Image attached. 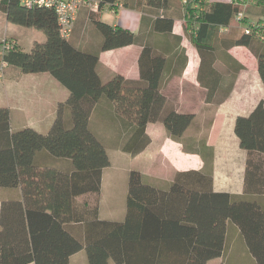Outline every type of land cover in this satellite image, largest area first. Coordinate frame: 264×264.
I'll return each instance as SVG.
<instances>
[{"label": "trees", "instance_id": "16d2710c", "mask_svg": "<svg viewBox=\"0 0 264 264\" xmlns=\"http://www.w3.org/2000/svg\"><path fill=\"white\" fill-rule=\"evenodd\" d=\"M95 1L97 9L104 5L115 9L116 1L137 10L148 7L155 12L154 30L166 33L173 26L166 10L172 2L180 3L184 31L200 57L198 82L206 89L205 102L220 104L232 90L236 73L223 79L228 85L221 88L220 71L213 64L222 54L234 60L227 52L232 45L246 46L255 55L264 87V6L254 20L247 16L251 7L242 0ZM90 10H78L72 31L64 38L52 9L0 0V12L8 22L44 34V40L34 41L28 50L14 43L2 56L7 65L0 75L8 66L18 74L48 72L69 92L56 105L45 133L31 127L12 129L8 108L0 106V187L21 191L20 199L0 203V264H70L71 255L80 250L87 264H209L221 256L228 221L236 225L251 253L246 264H264L262 100L234 120L233 132L247 152L241 193L214 191L211 174L200 171L177 172L167 187H160L131 169L124 217H99L102 170L110 160L91 115L98 113L108 124L114 115L121 120L129 134L121 148L131 157L150 143L147 123L161 122L169 137L179 141L194 115L167 103L161 88L172 58L149 44L140 52L138 79L120 74L100 78L96 70L100 53L136 43L137 37L92 17L89 22L100 37L94 49L82 47L78 37ZM236 16H241L240 27L231 25ZM220 27L228 30L223 33ZM185 62L183 56L180 68ZM60 159L67 160L69 167L60 168L55 163Z\"/></svg>", "mask_w": 264, "mask_h": 264}, {"label": "crops", "instance_id": "0c3cea01", "mask_svg": "<svg viewBox=\"0 0 264 264\" xmlns=\"http://www.w3.org/2000/svg\"><path fill=\"white\" fill-rule=\"evenodd\" d=\"M208 1L228 2L230 0ZM242 1L251 7L252 13L247 16L257 18L264 6V0L260 4L258 0ZM115 6V9H110L108 5L100 9H91L89 18H87L88 23L83 26L78 37L82 47L87 49L96 47L100 34L89 22L92 17H97L113 27L128 29L137 37L136 43L104 50L100 53L96 67L100 78L106 80L114 74H120L127 79H138L140 52L143 45L149 44L153 49L162 51L164 55L172 58L168 64L165 63L168 68L161 88L166 95L167 103L174 106L178 112H190L194 115L179 141H174L167 136L165 128L161 126V163L164 162L169 169L166 170L167 176L161 177L159 186L167 187L177 172L200 171L203 174H211L214 191L241 193L247 152L240 147L233 132L234 120L237 115L250 113L259 101L262 100L264 104V87L257 73V61L254 54L246 46L232 45L227 48V52L234 60L223 54V58L214 59L215 68L220 71L221 88L228 85L227 82L223 83V79H229L230 74L236 73V78L226 100L220 104L207 103L204 100L206 89L198 82L200 57L190 43L187 32L184 31V14L180 3L172 2V7L166 10V14L173 17L170 33L154 30L152 19L155 17V12L149 10L148 7L137 10L129 6H121L120 1H116ZM9 23L5 14L0 12V41L9 38L24 50H28L34 41L44 40V34L38 35L32 31H24L27 29L11 26ZM231 25L241 26L235 19ZM227 30L228 27H220L223 33ZM27 32L31 33L27 34ZM183 56L186 62L183 68H180ZM239 65L242 68H239ZM236 69H238L237 72ZM2 77L5 78V103L1 106L8 108L11 128L31 127L41 133L47 132L54 119L56 105L67 98L68 90L48 72L18 74L8 66ZM109 109L114 114L112 107ZM93 116H95L94 121ZM113 117V121L110 120L108 124L103 122V119L105 120L103 116L93 113L90 120L92 123L95 122L93 125L97 126L96 129L100 131L99 134L103 141L107 142V138H110L115 144L114 148L122 150L121 146L128 139L129 134L123 128L121 120L115 115ZM97 120L101 121L98 125ZM103 124H106L107 134L101 129ZM148 126L146 124L145 132L150 137V143L144 150L154 142L149 131L150 126ZM122 152L130 156L127 152L123 150ZM43 154L46 158L48 157V154ZM49 159L51 160L52 157L49 156ZM168 160L169 163H166ZM55 163L62 169L69 167L67 160L60 159ZM127 176L128 174L126 175L121 219L125 214ZM20 197V188L0 187V203L2 200L20 199ZM99 217L102 218L100 199ZM121 219L108 218V220ZM72 255L71 264H79L75 260L72 261ZM250 256L251 253L244 244L242 234L233 222L228 221L221 256L210 260L209 264H246L250 262Z\"/></svg>", "mask_w": 264, "mask_h": 264}, {"label": "rangeland", "instance_id": "374dc122", "mask_svg": "<svg viewBox=\"0 0 264 264\" xmlns=\"http://www.w3.org/2000/svg\"><path fill=\"white\" fill-rule=\"evenodd\" d=\"M9 25L11 26L15 25L16 27H19L21 29H27L24 31H32V33L43 35V33L40 30L32 27H25L13 23H9ZM28 33L31 32H27V34ZM4 84H5V78L0 75V106L5 103ZM172 107L175 109L174 106ZM182 113H188V112H182ZM94 117L95 116H93L92 118L93 121L95 120ZM99 122L101 121L97 120L96 124L98 125ZM147 125L150 126L148 127L154 142L152 143V145L148 146L146 150L140 152L135 157H130L126 155L124 152H122V150L115 149L114 148L115 144L112 140H110V138H107V142L103 141L106 145V150L110 162L107 166L103 168L101 191H100V216L102 218L121 219L122 209H123V196L126 189V175L128 174L127 172L129 170L131 169L139 170L142 174L145 175V179L148 182H152L156 186L161 185V177L164 178L167 176L166 170L169 168L168 166L166 167L164 162L161 163V126L163 127V129L164 126L159 121L149 122L147 123ZM95 127L97 128L96 125L94 126V128ZM101 129H103V131L105 132L106 124L105 125L103 124ZM14 130H16L15 127ZM96 130L98 133L100 132L98 129ZM105 134H107V132H105ZM167 136H169L168 133ZM166 163H169V160ZM72 257H73L72 261L75 260L79 264L81 262L82 264L84 263L87 264L86 255L83 250L76 252L75 254L72 255ZM71 263L72 262H70V264Z\"/></svg>", "mask_w": 264, "mask_h": 264}, {"label": "built area", "instance_id": "2783aa9c", "mask_svg": "<svg viewBox=\"0 0 264 264\" xmlns=\"http://www.w3.org/2000/svg\"><path fill=\"white\" fill-rule=\"evenodd\" d=\"M26 6L47 7L54 11L58 24V31L61 37H69L77 12L82 7L90 9L97 8L95 0H20ZM241 16H236L235 20H240ZM248 32V29H246ZM14 45L8 38L1 41L0 45V72L7 65L3 60V54Z\"/></svg>", "mask_w": 264, "mask_h": 264}]
</instances>
